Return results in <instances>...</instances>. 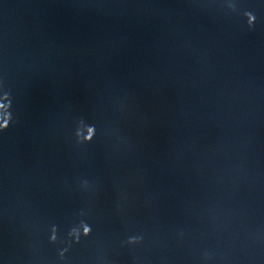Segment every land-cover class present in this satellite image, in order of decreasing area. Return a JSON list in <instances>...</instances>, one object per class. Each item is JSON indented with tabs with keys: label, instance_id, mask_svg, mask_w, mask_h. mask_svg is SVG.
Listing matches in <instances>:
<instances>
[{
	"label": "water",
	"instance_id": "1",
	"mask_svg": "<svg viewBox=\"0 0 264 264\" xmlns=\"http://www.w3.org/2000/svg\"><path fill=\"white\" fill-rule=\"evenodd\" d=\"M0 264H264V0H0Z\"/></svg>",
	"mask_w": 264,
	"mask_h": 264
}]
</instances>
